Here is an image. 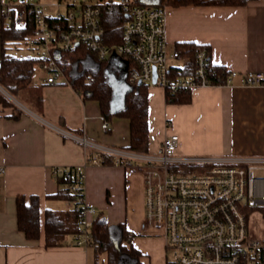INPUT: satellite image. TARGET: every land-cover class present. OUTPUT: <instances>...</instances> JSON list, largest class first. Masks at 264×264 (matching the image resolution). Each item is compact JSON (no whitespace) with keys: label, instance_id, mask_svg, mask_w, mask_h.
Returning <instances> with one entry per match:
<instances>
[{"label":"crops","instance_id":"crops-1","mask_svg":"<svg viewBox=\"0 0 264 264\" xmlns=\"http://www.w3.org/2000/svg\"><path fill=\"white\" fill-rule=\"evenodd\" d=\"M4 3L21 2L0 0V63ZM167 37L171 46H208L214 65L237 71L240 76L233 85L197 89L192 92V102L182 105L168 103L162 88L150 86L149 153H156L166 135L175 132L181 139L180 155L264 156V87L241 84L242 74L264 72V0L240 7L168 6ZM29 49L20 46L12 52L28 57L21 51ZM111 63L125 64L120 58H113ZM35 85L40 87L35 88L37 99L41 96L39 106L12 96L0 85V96L8 97L21 109L0 102V165L5 169L0 173V264H90L91 254L95 259L93 248L75 245L76 235L66 237L59 247L46 245V211L72 206L47 199L59 190L54 176V169L59 167L84 172L87 204L110 225L123 224L127 228L134 247L142 252L143 264H166L168 253L162 230L145 226L143 172L116 165H88L82 145L56 130L81 134L85 129L92 141L126 149L130 144V121L115 117L110 132L105 133L98 101H85L69 84H50L47 76ZM173 114L182 120L171 130L167 122ZM202 125L208 126L205 131ZM212 142L219 149L212 148ZM34 195L40 197L42 235L31 241L18 227L17 197L29 200Z\"/></svg>","mask_w":264,"mask_h":264},{"label":"built area","instance_id":"built-area-1","mask_svg":"<svg viewBox=\"0 0 264 264\" xmlns=\"http://www.w3.org/2000/svg\"><path fill=\"white\" fill-rule=\"evenodd\" d=\"M67 2V12L49 15L43 3H4L3 18L16 28H25L32 17L34 32L26 40L33 54L41 58L50 84H70L57 57L86 46L101 61L125 58L132 83L158 86L166 93L193 92L200 88L233 85L237 71L211 76L212 58L208 46L199 45L193 56H185L171 46L167 37V6L139 5L123 0L126 12L122 44L110 47L104 26L103 4ZM30 15V16H29ZM40 58V57H39ZM218 80V82L215 81ZM156 82L154 83V81ZM90 82L95 78L90 77ZM247 87H264V72L241 76ZM102 129L110 132L111 123L100 117ZM169 128L173 126L167 122ZM66 138L82 145L88 165H102L109 155L114 165L140 170L145 179V226L162 230L166 239V264H263L264 238L251 236V215L264 209V156H184L179 154L180 136L171 132L156 153H137L108 147L92 141L85 129L81 134L56 128ZM77 169V168H75ZM73 167H59L54 174L71 170L79 183L73 208L80 214V231L75 245L90 248L93 225L98 212L85 196V174ZM5 169L0 165V173Z\"/></svg>","mask_w":264,"mask_h":264},{"label":"trees","instance_id":"trees-1","mask_svg":"<svg viewBox=\"0 0 264 264\" xmlns=\"http://www.w3.org/2000/svg\"><path fill=\"white\" fill-rule=\"evenodd\" d=\"M254 0H135L139 5L155 6H246ZM104 26L107 32V44L110 47L122 44L123 24L126 12L120 4L112 1L103 3ZM30 16V15H29ZM25 28H16L12 23H4L1 28L2 61L0 63V85L12 96L27 103L39 106V95L34 83L36 73L43 70L44 62L39 57L19 56L12 51L26 46V40L34 32V22L29 17ZM194 43H179L177 48L185 56L193 60L197 47ZM210 49V48H209ZM125 64L113 65L107 60L101 61L86 46L79 45L76 49L64 52L57 57L71 86L85 101H98L102 115L111 122L115 117L130 121V144L126 150L137 153H149L150 150V98L149 85L132 83L127 74ZM211 76H222L221 84L227 82L228 70L212 63ZM109 75H113L112 80ZM95 81L90 82L89 78ZM216 82L218 80L215 79ZM170 104H190L192 92L166 93ZM0 102L13 106L21 111L8 97L1 95ZM102 165H114V159L109 155L102 156ZM75 169V168H74ZM79 171V169H75ZM81 171V170H80ZM59 190L54 195L47 196L49 200L66 201L72 206L66 210L48 209L45 216L44 231L47 247H59L66 237L76 235L80 227V214L73 208L78 193L72 188L79 183L77 176L71 170L67 173L54 174ZM18 227L27 239L39 240L42 235L40 197H17ZM93 243L96 257L101 253L108 255V264H143L142 252L134 247L132 236L123 224L110 225L101 214L97 215L93 225ZM127 243V244H125ZM264 264V262H263Z\"/></svg>","mask_w":264,"mask_h":264},{"label":"rangeland","instance_id":"rangeland-1","mask_svg":"<svg viewBox=\"0 0 264 264\" xmlns=\"http://www.w3.org/2000/svg\"><path fill=\"white\" fill-rule=\"evenodd\" d=\"M6 1H10V0H6ZM14 1H18V0H14ZM108 1H112L116 4H120L123 0H71V3L74 2L75 4H81V3H94V4H103V3H106ZM43 3V4H46L47 5V8H46V12L47 14L49 15H57L59 12L60 13H66L67 12V2L64 1L62 2V5L61 6H58L57 4L59 3V0H27V3H30V4H36V3ZM25 47V46H24ZM22 54L24 55H30V56H33V57H44L46 55L45 51L43 50H40V51H36L34 54L32 52H30L29 50L27 51H21ZM120 64V63H118ZM122 64V63H121ZM41 70V69H40ZM38 71L34 77V82L35 83H42L43 81H45L46 79V73L42 72L41 71ZM1 89V87H0ZM3 90V89H2ZM170 120V122H172L173 126L171 128V130L173 129H176V127L178 126V124L181 123V120H182V117L181 116H175V114L169 116L168 118ZM166 121V120H165ZM164 127H165V123H164ZM208 126L206 125H202V128L205 129L207 128ZM210 145H215L213 146L212 148H215V149H219V146L218 144H215V142H212V143H209ZM210 153H207L205 155H196V156H217L218 154H210ZM220 156H224V154H219ZM225 156H228V155H225ZM257 176H260V177H264V172H261L259 173V175L257 174ZM250 228H251V236L253 238H264V209H259V210H256L252 215H251V219H250ZM90 264H108V255L106 253H101L99 255V257H93V255L91 254L90 255Z\"/></svg>","mask_w":264,"mask_h":264},{"label":"water","instance_id":"water-1","mask_svg":"<svg viewBox=\"0 0 264 264\" xmlns=\"http://www.w3.org/2000/svg\"><path fill=\"white\" fill-rule=\"evenodd\" d=\"M20 2L21 3H24L25 2V0H20ZM109 78L112 80V78H113V75H109ZM156 82V80L154 81V83ZM139 84H142V82H139Z\"/></svg>","mask_w":264,"mask_h":264}]
</instances>
